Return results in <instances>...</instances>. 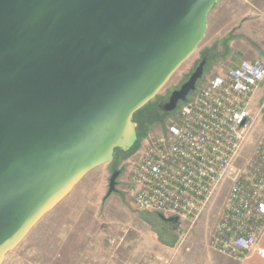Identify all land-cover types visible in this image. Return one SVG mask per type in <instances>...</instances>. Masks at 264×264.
Wrapping results in <instances>:
<instances>
[{
    "label": "water",
    "instance_id": "water-1",
    "mask_svg": "<svg viewBox=\"0 0 264 264\" xmlns=\"http://www.w3.org/2000/svg\"><path fill=\"white\" fill-rule=\"evenodd\" d=\"M218 1L0 0V264L87 174L133 148L135 114L194 54ZM207 61L163 111L188 100Z\"/></svg>",
    "mask_w": 264,
    "mask_h": 264
},
{
    "label": "built area",
    "instance_id": "built-area-1",
    "mask_svg": "<svg viewBox=\"0 0 264 264\" xmlns=\"http://www.w3.org/2000/svg\"><path fill=\"white\" fill-rule=\"evenodd\" d=\"M263 82L259 60L213 75L176 108L169 123L141 141L125 186L139 210L195 222L230 181L209 246L229 256L256 250L264 257L251 225L264 219V143L246 166L239 164L256 121L253 96Z\"/></svg>",
    "mask_w": 264,
    "mask_h": 264
},
{
    "label": "rangeland",
    "instance_id": "rangeland-1",
    "mask_svg": "<svg viewBox=\"0 0 264 264\" xmlns=\"http://www.w3.org/2000/svg\"><path fill=\"white\" fill-rule=\"evenodd\" d=\"M219 33L221 35L223 30L221 29ZM215 36L213 31H209L194 54L174 73L166 86L150 101L151 103L149 102L150 105L148 103V106L140 111L141 113L135 114L134 120L137 123L139 135L133 148L127 154L87 174L60 204L33 227L16 248L7 253L3 264H64L62 247L67 246L69 240H76L77 235L84 234L85 231H94L95 238L102 240L101 245L109 247L110 252L118 251L119 256L120 252L126 251L127 244L122 242L125 239L134 241L133 251L143 250L142 243L137 242V239L142 238L135 237L136 234H140L137 230L149 235L147 238L151 240L150 254L155 250L153 247L156 245L153 242L157 240L156 235L165 245L178 244L186 249L189 248L191 236L196 240L193 242L194 246H202L206 242L208 244L214 228L222 217L226 200L231 192L230 181L222 184L195 222L184 221L175 224L163 221L157 214L139 210L125 186L130 173V160L134 157L141 141L149 133L161 130L176 112V110L165 112L161 109V105L169 100L174 90L179 89L187 81L202 60L206 45L211 43ZM216 55L213 52L209 57L206 55L208 64L197 87L217 74L218 66L213 68V64L214 61L217 63L222 55ZM195 91L191 92L189 97ZM182 103V101L179 102L178 107ZM253 112L256 121L249 141L241 153L239 161L241 167L247 165L246 160L253 154L258 143H264V95L260 99L253 97ZM114 169L121 170L117 179V191L108 194L109 180ZM126 231L129 232V237H124ZM110 263L121 264V259L119 257L111 259ZM149 264L156 263L151 258Z\"/></svg>",
    "mask_w": 264,
    "mask_h": 264
},
{
    "label": "crops",
    "instance_id": "crops-1",
    "mask_svg": "<svg viewBox=\"0 0 264 264\" xmlns=\"http://www.w3.org/2000/svg\"><path fill=\"white\" fill-rule=\"evenodd\" d=\"M221 29L223 33L220 35ZM209 31H213L216 36L204 50L211 54L216 51V56L222 55L213 64V68L218 66L217 74L237 67L245 60L259 59L264 62V0H219L208 15L206 35ZM262 95L264 82L253 97L260 99ZM251 225L256 229L259 246L264 248V219H253ZM93 233L85 231L84 234H78L76 240H69V244L62 247L64 264H111L110 260L118 257L121 264H149L151 258L156 264H264V257L256 250L229 256L217 252L207 242L202 246H194L196 240L193 236L186 249L178 244L165 245L156 235L157 240L153 242L156 246L151 255L149 235L140 230H137L140 234L135 237L142 238L137 239V242L142 243L143 250L133 251L134 241L125 239L122 242L127 244L126 251L120 252L119 256L118 251L110 252L109 247L101 245L102 240L96 239ZM128 234L126 231L124 237H129Z\"/></svg>",
    "mask_w": 264,
    "mask_h": 264
},
{
    "label": "trees",
    "instance_id": "trees-1",
    "mask_svg": "<svg viewBox=\"0 0 264 264\" xmlns=\"http://www.w3.org/2000/svg\"><path fill=\"white\" fill-rule=\"evenodd\" d=\"M214 52H216V51H213V53H214ZM216 53H217V52H216ZM216 53H215V54H216ZM210 54H211V52H207V51H206V52L204 53L203 57L206 56V55L209 57ZM203 57H202V58H203ZM207 64H208V61H207ZM207 64H206V66H207ZM205 68H206V67H205ZM150 103H151V102H150ZM150 103H149L148 105H150ZM148 105L144 106V108L147 107ZM149 107H150V106H149ZM142 109H143V108H142ZM142 109H141V110H142ZM141 110H139L137 113H139ZM140 113H141V112H140ZM138 134H139V130H138ZM127 153H128V152H124V151L118 150V151L115 153L114 160L117 159L119 156L125 155V154H127Z\"/></svg>",
    "mask_w": 264,
    "mask_h": 264
}]
</instances>
